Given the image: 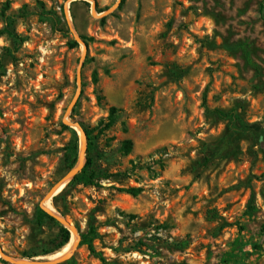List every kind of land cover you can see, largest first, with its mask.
<instances>
[{"label": "rangeland", "instance_id": "374dc122", "mask_svg": "<svg viewBox=\"0 0 264 264\" xmlns=\"http://www.w3.org/2000/svg\"><path fill=\"white\" fill-rule=\"evenodd\" d=\"M262 4L0 0V264H105L79 241L52 260L39 208L71 236L94 216L110 264H264ZM80 131L98 186H69Z\"/></svg>", "mask_w": 264, "mask_h": 264}, {"label": "trees", "instance_id": "16d2710c", "mask_svg": "<svg viewBox=\"0 0 264 264\" xmlns=\"http://www.w3.org/2000/svg\"><path fill=\"white\" fill-rule=\"evenodd\" d=\"M262 9L264 8V5H261ZM6 20H14L15 18H17V16H5ZM9 34L11 37H13L15 40H18L19 37L16 33H14L13 31H9ZM10 52L9 49H6ZM2 67V62L0 61V68ZM98 75L95 72L93 74V83L94 84H98ZM115 112L116 109L112 108L111 112H110V117H109V121L106 124V128H110L111 126L114 125L115 123ZM67 129H70L69 127H65ZM72 131L73 137H74V145L73 147L69 148V154L70 152L73 151L74 156L77 157V150H78V135L75 131H73L72 129H70ZM86 134V140H87V153H88V157L86 159V163L84 165V167L82 168L81 171H79L74 178L71 180L69 186L70 187H74V186H78V185H85V186H98V178H99V174L97 173V171L95 170L94 167V161L93 159L90 157V153L93 150V146H94V137L92 136V133L88 132V131H84ZM133 150V141L132 140H125L122 144V151L125 155H129ZM76 159H74L73 163H71L70 168H73L75 165ZM121 192L126 193L128 195H131L133 197H137L141 194L142 189L139 187H132V188H128V189H121ZM57 199V197L55 198ZM61 214L63 216H65L64 212H61ZM38 223L41 225L44 222V219H48L50 221H52L53 223H55L56 226H58V234H57V240H59V245L56 249V251H59L61 249H63L70 241L71 238V232L65 228L60 221L54 217L53 215H51L50 213H48L46 210H44L43 208H39V214H38ZM96 218L94 216H90L89 218V222H88V226H87V230L85 232H81L79 233V246H85L87 247V249L95 255H98L100 260L105 263V264H110L106 261V259H104L103 257H101L100 254L97 253L96 250V246H95V241L98 239V226L96 225ZM80 230V229H78ZM55 251H49L46 252L45 255H50L53 254Z\"/></svg>", "mask_w": 264, "mask_h": 264}, {"label": "bare ground", "instance_id": "6f19581e", "mask_svg": "<svg viewBox=\"0 0 264 264\" xmlns=\"http://www.w3.org/2000/svg\"><path fill=\"white\" fill-rule=\"evenodd\" d=\"M80 133H81V135H82V137H83V139H84V135H83V133L80 131ZM81 137V138H82ZM83 141H81V156H83V154H84V148H86L85 146V139H84V144L82 143ZM80 166L81 165H79V168H80ZM44 207L48 210V211H51V212H53V208L51 207V204H50V201H49V199L48 200H46L45 201V203H44ZM50 214H52V213H50ZM52 215H54V214H52ZM56 216V215H55ZM56 217H58V216H56ZM59 218H61V216L59 217ZM68 228V227H67ZM70 231V230H69ZM78 241H79V237H78V235L75 233V231L74 230H72V236H71V238H70V241H69V243L57 254V255H55L53 258H52V260H59V259H62V258H65V257H68V256H70V255H72L73 254V252L76 250V247H77V245H78Z\"/></svg>", "mask_w": 264, "mask_h": 264}, {"label": "water", "instance_id": "95a60500", "mask_svg": "<svg viewBox=\"0 0 264 264\" xmlns=\"http://www.w3.org/2000/svg\"><path fill=\"white\" fill-rule=\"evenodd\" d=\"M83 133V135H84V139H86V134H85V132H82ZM87 141V140H86ZM85 145H86V149H87V144H86V142H85ZM79 171H78V168H77V170L76 171H74L73 172V174L71 175V176H69V178L71 177V180L74 178V176L78 173ZM53 197V190L51 191V192H49L45 197H44V199H43V202H45L46 200H48V199H51ZM45 210V209H44ZM52 215V214H51ZM54 217H56L55 215H53ZM61 223H63V225L67 228L68 226H72L73 227V225L69 222V221H67L66 219H64L62 216H61V218H59V217H56ZM68 229V228H67ZM75 229V228H74ZM69 230V229H68ZM75 233L78 235V237H79V233L77 232V230H75ZM79 240H80V237H79Z\"/></svg>", "mask_w": 264, "mask_h": 264}]
</instances>
